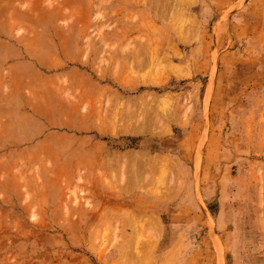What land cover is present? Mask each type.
Returning <instances> with one entry per match:
<instances>
[{"label":"rangeland","instance_id":"1","mask_svg":"<svg viewBox=\"0 0 264 264\" xmlns=\"http://www.w3.org/2000/svg\"><path fill=\"white\" fill-rule=\"evenodd\" d=\"M0 264H264V0H0Z\"/></svg>","mask_w":264,"mask_h":264},{"label":"crops","instance_id":"2","mask_svg":"<svg viewBox=\"0 0 264 264\" xmlns=\"http://www.w3.org/2000/svg\"><path fill=\"white\" fill-rule=\"evenodd\" d=\"M141 103V104H140ZM145 105V107H147L148 108V111H149V109H150V105H152V104H149V105H147V103H144L143 101H139V106L140 107H142V105ZM144 106H143V108L141 109V110H143L144 108H145ZM153 107V109H154V111L156 110V107H154V106H152ZM152 107H151V111H153L152 110ZM147 108H145V109H147ZM144 109V110H145ZM143 110V111H144ZM148 111H145V113H147ZM143 115V114H142ZM142 115H136L137 117H138V119H137V121L135 122V124H128L127 126H125V127H129V128H125V129H127L128 131H133L132 133H143L144 131V127L141 125V124H139V123H137V122H139L140 120V118L142 117ZM100 122H102V121H100ZM100 125V127H99V129H101V131H105V132H107V131H110V130H108V129H110V124L109 125H106L105 124V122H102V123H100L99 124ZM111 125H112V127L115 125V123L113 122V123H111ZM104 126V127H103ZM136 126V127H135ZM150 126H151V128H150ZM149 127L147 126V127H145V131L147 132V131H149V132H156V129H153V127H155L153 124L152 125H150ZM115 127H116V125H115ZM139 127V128H138ZM114 128V127H113ZM130 128H132V129H130ZM136 130H139V131H135L134 129ZM141 128H142V130H141ZM116 129H117V127H116ZM135 131V132H134ZM141 131V132H140ZM100 149H102V148H100ZM137 154L138 155H140V157L141 156H143L145 153L143 152V151H140V152H137ZM103 155V154H102ZM119 159V158H118ZM92 159L89 157H84L83 158V162H85V164H87V165H89V166H91L90 164H89V162L91 161ZM151 160H153L152 161V165L154 166V168H159L158 166H159V164H160V162H161V160L163 161V158H161V157H158L156 160H155V158L154 159H151ZM151 160H149V161H151Z\"/></svg>","mask_w":264,"mask_h":264},{"label":"bare ground","instance_id":"3","mask_svg":"<svg viewBox=\"0 0 264 264\" xmlns=\"http://www.w3.org/2000/svg\"><path fill=\"white\" fill-rule=\"evenodd\" d=\"M140 104H141V103H140ZM152 104H153V102H152ZM145 105H146V104H145ZM145 105L143 104V105H142V108H143V106L145 107ZM148 105H149V104H148ZM150 106L152 107V105H150ZM139 107H140V106H139ZM151 107H150L149 111H148V108L145 109L146 107L144 108L145 110L143 109V110H144V113H143L142 117L139 119L140 121L137 122V123L141 124V125L144 127V130H143L144 132H146V131H145V127H147V126L149 127L150 125H152V124L155 122L154 120H155V118H156V115L158 114V112H157V114L155 115V117L152 118L153 114L156 113V110L154 111V109H153V107H152V110H153V111H151ZM154 107H155V106H154ZM142 108H141V109H142ZM143 110H142V111H143ZM145 111H148V112L145 113ZM133 115H134V114H133ZM160 115H161V114H160ZM157 116H158V115H157ZM159 117H160V116H159ZM137 119H138V118H137ZM97 123H98V122H97ZM154 124H155V123H154ZM110 125H111V124H110ZM117 126H118V125H117ZM126 126H127V125H126ZM103 127H104V126H103ZM113 127H114V126H113ZM135 127H136V126H135ZM114 128H115V127H114ZM124 128H129V127H124ZM124 128H123V129H124ZM138 128H139V127H138ZM150 128H151V126H150ZM130 129H132V128H130ZM133 129H134V128H133ZM134 130H135V129H134ZM141 130H142V128H141ZM164 130H165V129H164ZM110 131H111V130H110ZM135 131L137 132V131H139V130L136 129ZM135 131H134V132H135ZM108 132H109V131H108ZM140 132H141V131H140ZM147 132H149V131H147ZM112 133H113V131H112ZM139 156H140V155H139ZM141 157H142V156H141ZM143 159H144V158H143ZM150 160H151V159H150ZM138 166H139V165H138ZM141 166H142V164H141ZM154 166H155V165H154ZM156 171H157V170H156ZM153 172H155V171H153ZM149 173H150V172H149ZM149 184H150V183H149Z\"/></svg>","mask_w":264,"mask_h":264}]
</instances>
